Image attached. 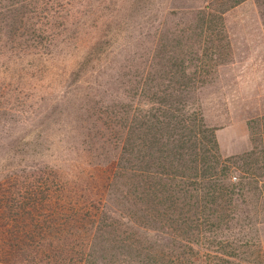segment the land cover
Instances as JSON below:
<instances>
[{
	"label": "rangeland",
	"instance_id": "obj_1",
	"mask_svg": "<svg viewBox=\"0 0 264 264\" xmlns=\"http://www.w3.org/2000/svg\"><path fill=\"white\" fill-rule=\"evenodd\" d=\"M0 103V150L51 112L61 184L94 201L124 186L112 179L126 140L119 118L128 130L152 108L171 127L190 108L182 131L208 137L186 158L215 139L241 184L232 228L204 231L214 243L193 246L195 264H264V0H0ZM224 237L236 250L218 249ZM108 247L86 251L95 264H135Z\"/></svg>",
	"mask_w": 264,
	"mask_h": 264
},
{
	"label": "trees",
	"instance_id": "obj_2",
	"mask_svg": "<svg viewBox=\"0 0 264 264\" xmlns=\"http://www.w3.org/2000/svg\"><path fill=\"white\" fill-rule=\"evenodd\" d=\"M1 109L6 113L9 107L0 103ZM149 109L128 130L125 119L119 118L126 140L112 179L125 176L124 186L107 187L105 197L95 192L97 201L74 196L62 186L59 172L64 167L51 159L53 141L46 133L51 112L11 138L0 150V264H95L87 252L98 245L119 249L135 264H195L198 251L193 246L208 250L214 243L204 231L220 229L224 235L232 228L239 206L231 195L241 186L231 181L234 164L228 163H234V157L221 163L212 139V146L202 143V153L191 150V158H186L187 145L208 137V130L202 137L194 128L182 131L180 121L191 118L190 108H181L186 114L176 117L171 127ZM161 134L176 142L168 147L169 142L160 141ZM151 156L157 160L153 169L146 165ZM123 161L130 162L129 172H121ZM178 176L180 183L173 185ZM225 237L218 240V249L236 250Z\"/></svg>",
	"mask_w": 264,
	"mask_h": 264
}]
</instances>
